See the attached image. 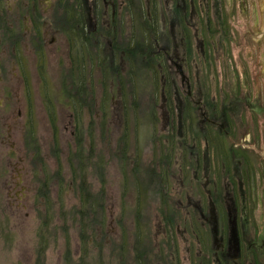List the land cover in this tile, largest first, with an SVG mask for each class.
I'll use <instances>...</instances> for the list:
<instances>
[{"label":"rangeland","instance_id":"obj_1","mask_svg":"<svg viewBox=\"0 0 264 264\" xmlns=\"http://www.w3.org/2000/svg\"><path fill=\"white\" fill-rule=\"evenodd\" d=\"M58 1H35L33 14L48 16L56 26L75 8L73 0ZM156 1L161 5L163 0H130L123 8V38L133 36L135 28L142 31L145 52L140 55H117L112 62L109 52L71 53L56 38L48 48L34 40L27 66L30 86L24 87L8 62L9 50L0 51V264H135L140 243H179V264H187L182 213L174 212V225L181 232L173 227L176 241L171 242L164 229L166 217L158 209L163 201L154 195L160 189L152 191L148 178L165 172V190L170 186L166 191L178 192L184 146L191 142L186 131L172 133L161 113L169 107L176 111L178 103L175 107L169 98L161 108L162 88L170 96L171 69L163 55H154L157 31L168 26L156 19L157 10L164 9L156 7ZM0 7L7 10V0H0ZM196 10L182 23L188 41L177 44L186 72L198 82L197 94L215 105L224 103L235 64L242 74L264 80V0H227L220 6L223 18L214 13L208 25L204 9ZM137 16L136 25L132 17ZM54 36L47 33L42 41L49 44ZM117 39L112 41L123 44ZM1 42V48L9 47L7 34ZM18 42L16 58L23 64L26 47ZM203 55L210 57V66L201 62ZM83 178L93 201L104 205L101 210L94 203L92 211L100 223L89 232L88 243H83L81 219L75 217ZM46 179L51 183L52 212L37 199ZM145 189L148 194L140 206L138 193ZM177 201L173 206H179ZM42 228L47 243H40Z\"/></svg>","mask_w":264,"mask_h":264},{"label":"flooded vegetation","instance_id":"obj_2","mask_svg":"<svg viewBox=\"0 0 264 264\" xmlns=\"http://www.w3.org/2000/svg\"><path fill=\"white\" fill-rule=\"evenodd\" d=\"M35 1L41 0H7L8 9L0 7V51L4 54L9 50L8 62L12 61V71L17 72L19 86H30L27 66L30 63L29 50L35 41L48 48L58 39L61 48H68L71 53L78 50L84 53L87 50L109 52L112 62L117 55L145 52L140 42L142 31L138 28L130 38L122 35L120 19L130 0H73L72 14L63 16L64 21H56V26L48 16L33 14ZM163 1L161 5L156 1V7L164 8L162 12L157 10L156 19L163 20L168 26L157 31L153 50L154 55H163L170 64L171 80L169 97L162 88L161 108H166L169 98L175 107L178 103V107L176 111H170L169 107L161 113L172 133L186 131L191 140L184 146L186 162L182 166L179 180L182 188L178 192L172 195L166 191L170 186L165 190L169 178L165 172L148 177L151 190L157 186L160 189L154 195L163 201L158 209L160 215L166 217L165 233L171 242L176 241L172 228L177 232H181V228L174 225V212H181L185 228L181 233L187 242L181 244L187 254L184 257L187 264H264V80L250 77L245 72L242 74L239 65L235 64L227 103L215 105L198 95V82L191 79L185 70V60L178 57L177 40L188 41L184 34L187 25L182 23L187 14L196 15L197 8H203L207 17L208 8L213 10L215 5L220 7L227 0L222 3L219 0ZM229 1L234 4V0ZM148 4L150 8L152 2L148 1ZM236 9L238 12L240 6ZM138 18L132 17L136 25ZM47 33L55 35L49 44L42 41ZM4 34L8 36L7 50L1 48ZM117 37L123 40V44L112 41L118 40ZM17 40L26 47L23 64L16 58L20 50L16 48ZM184 48L188 50L185 44ZM198 91L201 92L199 88ZM121 114L124 119L127 113L123 111ZM146 190L138 193L140 206L141 199L148 194ZM174 199L179 200L178 207L173 206ZM192 240L198 243H189ZM140 244L135 264L181 263L179 243Z\"/></svg>","mask_w":264,"mask_h":264},{"label":"trees","instance_id":"obj_3","mask_svg":"<svg viewBox=\"0 0 264 264\" xmlns=\"http://www.w3.org/2000/svg\"><path fill=\"white\" fill-rule=\"evenodd\" d=\"M212 8H208V12H207V25L208 24H211V16L214 15V13L216 14V18L220 17L221 16V19H222V12L220 10V7H218V5H215V7L213 8V10H215V12L213 10H211ZM210 26V25H209ZM191 47H193V42H191ZM201 62H203L204 64H207L208 66H210V57L208 55H203L201 56ZM145 61V59H144ZM143 61V62H144ZM148 63V62H147ZM146 63V65H147ZM149 65V64H148ZM152 65V64H151ZM231 73L232 70L230 71ZM229 89V88H228ZM228 91V90H227ZM229 96V95H228ZM227 103V99L225 98L224 99V103ZM211 103V102H209ZM80 155H81V151L80 149L77 151V159L79 160L80 164L82 161V159L80 158ZM51 183L46 179L45 181H42L41 182V188L37 194V199L38 201L40 200H44V204H47L48 203V206L47 207V211H53V206L50 208L51 206V200L49 198V194L51 192ZM78 192L80 194V198H79V201H80V211H77V216L76 219L79 217L81 219V237L83 239V243H88V239H89V236H90V231L93 230L94 228V225L96 224H99V216H96V214L92 211L94 208V203H96V201H93L92 197L90 196V190H89V187H88V184L86 183L85 179L83 178V180H81V185L78 189ZM99 202V201H98ZM97 204V203H96ZM95 204V205H96ZM98 207L97 208H100L101 210H104V205L103 204H100V202L97 204ZM76 209V207H73ZM95 209V210H96ZM95 214L92 216V214ZM97 213V212H96ZM101 224H105V221H102ZM48 224H47V221L45 220V222H43V227H45V232L46 234H48V230L46 228H48ZM45 232H44V228L41 229V233L39 234L40 236V243H47V236L45 237Z\"/></svg>","mask_w":264,"mask_h":264}]
</instances>
